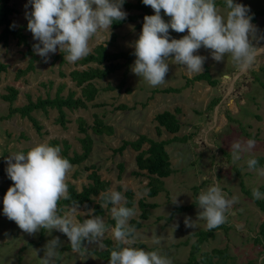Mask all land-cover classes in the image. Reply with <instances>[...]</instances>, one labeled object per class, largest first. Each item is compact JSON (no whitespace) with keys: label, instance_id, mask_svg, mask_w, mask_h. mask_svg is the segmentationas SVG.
I'll use <instances>...</instances> for the list:
<instances>
[{"label":"rangeland","instance_id":"1","mask_svg":"<svg viewBox=\"0 0 264 264\" xmlns=\"http://www.w3.org/2000/svg\"><path fill=\"white\" fill-rule=\"evenodd\" d=\"M125 1L136 4V0ZM221 1L224 2L215 0L220 13L226 15L227 9L220 6ZM233 2L249 8V15L264 8V0ZM26 4L28 0L10 2V6L16 10V14L12 16L16 28L28 23L25 13L31 12L32 9L30 5L26 9ZM147 7L155 14L150 6ZM121 10L126 12L127 16L142 14L139 10H127L125 7ZM161 16L165 22L170 20L163 10ZM140 21L144 22V19L126 23L116 30L110 27L109 31H101L89 40L90 53L101 44L109 53L131 52L130 64L128 69L122 67L103 80H94L98 92L93 101L86 103L85 109L72 111L64 108L67 121L64 127L57 122L59 114L56 109L31 113L40 130L19 114L5 118L9 104L1 97L8 93L7 87H13L18 93L12 105L23 107L29 99L35 102L38 98H54L61 87L60 96L67 97L73 92L74 99L80 98L81 88L75 85L69 74L73 70L84 71L98 65H83V58L74 63L64 58L63 61L54 60V57L63 51H60L59 47L45 62L33 50V70L16 79L17 71L26 69L31 59L30 56H25L27 47L18 45L15 40H10L7 46L0 44V62L7 65V71L0 77V264H40V259L44 258L45 245L56 237L60 240V255L56 264H105L95 252L106 249L105 240L111 241L113 245L116 243L110 232L99 241H85L82 244V247L87 249L85 254H72L75 252L67 250L71 246L70 241L62 232L41 228L34 234H28L3 214V199L6 193L2 190L7 191L9 187L14 186L6 173V160L9 155L17 152L27 154L28 150L39 143L54 146L53 142H57L61 149H64L65 142L70 157L74 153L81 154L80 139L85 136L80 131L81 123L83 127H87V134L93 144L87 159L80 165H73L67 182L80 192L84 186L90 184L89 175L91 167L94 166L101 178L110 183L109 189L118 191L120 186L122 193L131 190L133 207L136 210V215L131 220L135 219L141 223L136 232L134 247L143 248L145 251L156 250L171 259L172 264L186 263L191 245L196 240L194 236L208 229L206 221L198 217L202 211L198 202L196 206L181 212H173V209L190 207L195 201V189L197 199L201 190L207 189L217 179L227 197L237 199L227 214L224 228L214 233V239H208L202 244L201 252L210 253L213 249H226L229 256L226 264H264V246L255 243L259 226L264 221V214L244 193V190L252 191L253 188L264 187V176H260L257 171H250L246 163L250 157H264V75L260 70L264 66V55L258 56L249 68L241 69L232 61L230 55L217 62L212 59L211 50L202 46L194 55L206 58L203 71L204 67H208L212 79L217 81L214 87L209 86L207 82H189L188 78H193L199 73L186 71V66L177 64L172 56L168 58L166 83L152 87L131 70L136 59L133 45L142 32V27L136 28ZM251 23L255 28L254 36H250L251 43L264 48V15L257 16ZM1 30L0 28V33ZM24 33L28 36L30 44L38 43L30 31ZM187 34V30L184 33L169 30L170 37L174 39ZM113 63L122 64L125 60L119 59ZM166 88L178 89L180 92L153 93L154 90ZM176 108L180 110L177 114L181 124L179 132L172 135L162 129L161 135L158 136L155 115L164 111L173 112ZM96 116L106 125L113 127L112 136H97L92 132L90 127ZM141 135L154 141L167 142L165 151L173 169V173L162 180L163 192L154 198L147 196L148 190L145 187L149 179L145 175L146 172H140L137 168L138 152L127 147L121 155L113 153L123 141H135ZM248 139L256 141L254 149L251 153L242 154L241 160L233 163L231 145L235 141L246 142ZM147 147L144 144L142 149ZM120 163L123 164L124 171L119 180ZM87 168L89 169L86 170ZM135 172L140 174L136 176ZM97 200L95 198L96 202ZM139 200L157 205L156 209L150 210L145 220L139 218ZM68 210L69 208L63 210L61 215ZM77 211V219L82 223V219L89 217L87 213L91 210L78 208ZM185 218H190L193 227H186ZM108 219H112L111 209L106 211L103 217L105 223ZM156 239H159V244L154 243Z\"/></svg>","mask_w":264,"mask_h":264},{"label":"clouds","instance_id":"2","mask_svg":"<svg viewBox=\"0 0 264 264\" xmlns=\"http://www.w3.org/2000/svg\"><path fill=\"white\" fill-rule=\"evenodd\" d=\"M125 0H28L32 11L25 13L27 30L38 43L34 52L44 59L56 53L57 48L66 55L64 60L74 63L91 52L89 40L101 31L110 30L114 21H123L127 13L122 11ZM150 6L154 15L144 16L139 39L134 42L136 57L132 72L152 87L166 83L169 71L168 58L174 57L177 64L186 66L190 73H201L205 57L194 55L202 46L211 50V57L221 62L226 55L241 69L254 64L258 56L264 55V48L254 46L250 36L255 28L251 23L250 9L233 0H224L226 15H222L215 0H142ZM161 10L170 17L168 22L161 16ZM187 35L181 39L171 38L169 30ZM256 145L254 139L246 142L235 141L231 145L232 162L251 153ZM60 146L39 143L27 154L17 152L6 160V173L14 186L9 187L3 199V214L28 234L41 228L56 229L67 236L71 250L85 254L83 241L96 242L106 233H111L116 242L110 251L109 264H172L171 259L158 251H145L134 247L136 228L129 221L136 215L135 207L127 206L125 195L112 188L100 193L103 207L111 205L114 227L105 223L91 210L81 223L77 219L78 205L75 201L63 215L58 212L60 200H70L68 173L73 168L70 161L61 155ZM250 171L264 176V168H258V160L250 157L247 161ZM255 200L264 199L258 188L252 189ZM236 197L228 198L215 179L207 189H202L197 197L198 217L206 221V228L212 230L227 222V214L236 202ZM176 202V201H175ZM174 202V203H175ZM186 227H193L190 218H185ZM154 243L159 244V239ZM59 237L47 242L44 258L40 264H56L60 253Z\"/></svg>","mask_w":264,"mask_h":264},{"label":"trees","instance_id":"3","mask_svg":"<svg viewBox=\"0 0 264 264\" xmlns=\"http://www.w3.org/2000/svg\"><path fill=\"white\" fill-rule=\"evenodd\" d=\"M12 0H0V44L3 46H7L10 40H15L18 45H23L27 47V51L25 52V56H30L29 63L26 69L19 70L16 73V79L25 76L28 72L33 70V62L35 60V56L33 55V45L28 42V36L24 33L27 31V24L22 27L16 28L13 24L12 16L16 14V10L10 6V2ZM223 7H226L225 2H220ZM123 7L127 10H139L142 12L140 15L135 16H127V18L123 21H114L111 25L112 29H119L126 23L136 22L145 15L151 16L154 15L149 11L148 7L145 6L142 0H136V4H132L129 2H124ZM249 14V13H248ZM264 15V8L260 11H256L250 16L252 20L255 21L257 16ZM143 21H140L136 28L139 29L143 26ZM176 39V38H175ZM181 39V38H179ZM66 53L61 51L57 56L54 57V60L63 61ZM131 52H118V53H109L104 45L97 46L92 53L88 56L84 57L81 60L83 65L95 63L98 66L102 67H89L84 71L73 70L69 76L71 80L75 83L77 87L81 88V97L74 99V93L70 92L67 97L60 96L61 87L58 89L56 96L54 98H50L49 96L45 99L38 98L35 102L29 99L27 105L23 107H13V103L17 97V90L13 87H7L8 93L6 95H2V100L8 102L9 109L8 115L5 118H10L15 114H19L22 118L28 119L32 125L40 130L38 122L32 117L31 113L37 110L47 112L48 109H56L59 114L58 123L61 126H65L66 124V113L64 112V108L68 110H76V109H85L87 107L86 103L91 102L95 99L98 89L94 86V80H103L108 77L111 73L116 70L121 69L122 67H126L128 69L130 60H131ZM119 59H124L125 63H113ZM264 75V66L260 69ZM7 71V65L0 62V77L2 73ZM63 76V75H62ZM1 80V78H0ZM207 82L208 85L214 87L217 84V81L213 80L208 67H204V71L200 74H197L189 82ZM264 88V84L262 83ZM130 90H128L129 92ZM178 93L180 90L174 88H166L163 90H154L153 93ZM123 108V107H122ZM180 110L176 108L174 113L169 111H164L155 115L154 120L157 123L156 132L158 136L161 135L162 129L169 134H177L181 128L180 121L177 118V114H179ZM92 132L97 136L107 135L112 136L114 134L113 127L106 125L101 119L97 116L94 119L93 125L90 127ZM81 133L85 134V136L80 139V143L82 146V153L77 154L74 153L72 157L68 155V145L64 142V149H61V155L68 159L72 165H80L82 164L88 157L93 141L91 137L87 134V127H83V124H80ZM54 146H58L57 142L52 143ZM146 144L147 149H142L143 145ZM167 145L166 141H154L152 139L147 138L144 135L139 136L135 141H123L122 145L117 149L113 150V153L122 154V152L127 148L131 147L134 151L138 152L136 156V165L138 170L145 171V175L149 179L146 189L147 196L149 198L156 197L160 192H163V179L168 178L172 173L173 169L171 168V163L169 159V155L165 151V146ZM258 160L257 167L264 166V157L256 158ZM92 171L89 175L90 184L84 186L80 192L75 190V187L70 183H68V189L71 196L70 200H60L58 202V212L62 213L63 210L68 209L72 206V202L75 201L78 205V208H83L84 210H94L93 215L100 216L103 218L105 216L106 211H110L111 205L107 207H103V201L99 198L100 193L109 189L110 183L101 178L98 174V171L94 170V166L91 167ZM119 175L118 179H121V175L123 174L124 168L123 164L120 163L118 165ZM87 168L86 170H88ZM139 172H135L134 175H139ZM261 193H264V187L259 188ZM4 193L7 191L2 190ZM118 191H122V188L119 186ZM244 193L254 201L257 208L264 214V199L255 200L252 196V191L244 190ZM127 198V206L133 207V193L131 190H127L123 193ZM194 194L197 195L196 189ZM195 195V201L191 204L190 207H181L179 209H173L184 211L187 208H191L196 206L197 199ZM97 198V202L95 201ZM138 207L141 211L139 218L141 220H145L149 216L150 210L156 209V204L146 203L144 200L138 201ZM87 217L86 219H89ZM83 222V219H82ZM131 226H134L137 229L141 227V223L135 219L129 221ZM107 225L114 227L115 221L113 219H108L106 222ZM224 224L218 228L212 230H206L201 233H197L194 237L196 240L191 245V251L189 255V259L184 264H226L229 259V256L226 252V249H213L212 252H201L202 244L208 239L215 238V232L223 229ZM43 237V235H42ZM41 237V238H42ZM85 241L82 242V244ZM255 243L262 244L264 246V221L259 226V232L257 237L255 238ZM104 244L106 245V249L101 252H95L97 257L102 260L105 264H109L110 260V251L115 246L109 240H105ZM67 250H71V246L67 248ZM90 252V251H89ZM200 252V254H199ZM93 253V252H90ZM199 254V258L197 255Z\"/></svg>","mask_w":264,"mask_h":264},{"label":"crops","instance_id":"4","mask_svg":"<svg viewBox=\"0 0 264 264\" xmlns=\"http://www.w3.org/2000/svg\"><path fill=\"white\" fill-rule=\"evenodd\" d=\"M181 37H182V35H181ZM200 74V73H199ZM211 75V74H210ZM227 77V76H226ZM188 79H192V78H188ZM203 82V81H202ZM210 86V85H209ZM212 87V86H211ZM175 110V109H174ZM170 112V111H169ZM172 113H174V111L172 112ZM70 252L72 253L73 251L72 250H70ZM72 254H76V253H72Z\"/></svg>","mask_w":264,"mask_h":264}]
</instances>
